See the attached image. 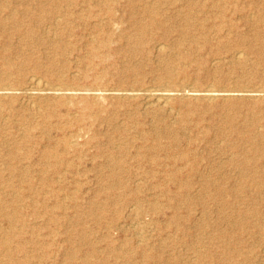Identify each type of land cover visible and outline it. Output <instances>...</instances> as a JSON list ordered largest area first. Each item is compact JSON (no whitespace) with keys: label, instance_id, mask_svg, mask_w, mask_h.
Returning <instances> with one entry per match:
<instances>
[{"label":"rangeland","instance_id":"rangeland-1","mask_svg":"<svg viewBox=\"0 0 264 264\" xmlns=\"http://www.w3.org/2000/svg\"><path fill=\"white\" fill-rule=\"evenodd\" d=\"M40 1L0 0L13 2V5L21 7V10L28 9L31 14L35 12L33 16L36 19L33 20L32 27L37 32V39L33 36L25 37L21 32L5 36L13 29L12 23L6 25L8 32L3 34L4 36L0 32V89L3 87L4 90L13 92L10 97L0 98V204L4 203L3 200L9 201V206L3 208V211L10 215L15 213L17 206H23L22 212L30 224L32 222V225L40 226L43 218L41 216L34 219L32 207L29 205L32 196L29 195L34 188L41 190L47 187L48 181L43 182L40 177L42 174L51 178V187L56 192V195L49 197L48 203L60 201L70 205L66 208L70 216L76 213L72 205L79 203L81 231L93 232V241L102 239L109 233L110 236L105 239L113 240L120 250L123 248V251L128 252H124L123 256L117 259L120 263L216 264V261H210L206 254L208 251L222 249L223 243L228 240L225 235L230 225L228 219L232 222L238 219L237 214L232 213L231 208L226 205L227 200H235L236 209L240 210L252 207L254 202L258 203L260 209H264V194H254L250 168L254 160L260 161L258 150L252 145L255 146L257 139L264 142V0H220L238 2L240 8L237 10L234 4L226 3L221 13L218 7H203L206 12L211 11L205 21L200 20L203 8L198 9L195 4L212 0H191L194 3L189 7L182 5L186 0H77L81 1V23H73L74 31L69 34L62 33L65 25L63 13L67 9V1ZM97 2L107 3L101 6ZM45 5H52L56 11L53 13V10H44V13L39 8ZM109 8L111 12L108 11ZM110 15L113 16L110 28L114 36L112 45L125 49L127 44L118 40L117 36L136 33V20L145 23L155 17L165 19V27L170 25L167 39H161L168 48L165 52L157 50L156 43L160 38L154 33L151 37L148 35L144 46H138L139 48H135L125 58L117 61L115 66L120 72L113 67H107L109 59L103 61L102 69L85 67L92 45L90 42H93L94 38L89 22L103 20ZM186 22L190 23L189 28L193 33L204 27L209 40L204 43L203 39L199 38L197 49L191 56L196 62L190 64H185L188 58L181 56L177 45L170 46L171 42L176 43L180 38V31ZM28 24H24V28H27ZM67 42V50L57 52V45ZM218 42H221V46ZM248 42L253 46H247ZM103 52L106 50H102ZM105 56L106 54L104 59ZM53 58L58 61V65L49 68V62ZM113 58L114 56L111 57ZM60 59L67 60L71 67H64ZM36 62H41L42 65L35 70L33 66ZM80 63L81 70L77 71ZM125 63L141 64L143 71L140 81L132 79V75L137 76V73L121 72ZM167 67L170 68L169 73L166 72ZM47 68L51 69L54 77L61 74L75 77L72 83L64 81L65 87L81 88V92L79 90L74 97V105L69 106L72 116L70 118L73 121L78 116L75 110H82L87 101L93 100L95 91L91 88L106 89L107 92L103 91L108 93L110 89L131 87L138 88L139 92L142 89L140 93H143L150 87H162L161 89L169 88L177 93L173 99L164 102V105L154 100L146 104L142 96L136 100L120 99L117 102L118 100H112L108 97L109 94H105L106 100L102 102L113 101L119 110L116 121L111 122L99 117L92 130L81 132L78 138L81 145L69 152L68 159L72 160L73 165L66 167V164H59L53 158H48L49 161L45 160L50 164L48 168L39 158L41 146L38 148L32 145L31 138H39L45 143V135L39 123L43 119L41 113L52 106L51 99L47 100L48 93L40 92L30 101L23 92L24 89L33 87L32 79L39 78L49 85L55 84L56 82L49 79ZM96 77L99 79H95ZM212 87L217 90L231 89L239 93L238 96L240 93L241 95L224 100L203 97L186 99L180 95L181 89L191 91L195 88L196 92L203 93V90L213 89ZM250 91L254 92V95ZM125 107H136L138 114L130 118L123 115L121 112ZM58 109L63 112L65 107L59 106ZM137 119L147 123L144 124L147 130L153 124H174L179 128L178 142L170 149L148 152L149 156H156L155 162L149 161L145 155L146 148L140 145L143 142L141 134L134 128ZM91 120L89 117L85 121ZM118 123L127 128L123 131L114 129V125ZM27 129L31 132V137L26 136ZM243 133L244 137L250 136L249 142L241 140ZM59 134L60 131L52 132L55 138ZM108 137H114V144L108 143ZM160 143L166 145L169 140L162 138ZM50 148L53 152H61L54 143H51ZM167 150L172 154L191 150L197 157L195 171L190 172V165L178 158L174 163L172 158L166 157ZM24 152H29L30 157L22 158L21 154ZM110 156H114L115 165L109 163ZM243 160L250 162L249 165L242 164ZM16 164L25 166L24 175H19L13 170ZM46 167L48 171L43 172L42 168ZM112 168L122 173L120 179L127 187L116 183L112 187L115 191L107 187L108 181L112 179L109 176ZM148 172L152 175H147ZM60 173H63L64 177H61ZM154 187L163 188L166 192L156 196L154 193L159 191H155ZM229 187L241 191L224 196L218 194L219 189ZM187 191L190 195L188 199V193H185ZM14 193L25 197L15 196ZM113 193H120L121 196L112 200L109 195ZM155 198H158L156 209L153 206ZM168 199L171 203H176L174 205L177 215L173 223L167 224L171 215V203L169 204ZM98 201L109 204L103 218L97 215ZM92 202H95L94 209L90 207ZM94 212L95 214H92ZM247 221L248 227L244 231L246 248L251 250L253 260L264 264V230L254 227L258 221L250 212L247 213ZM52 226L54 227L53 224H43L35 234H31L29 227L25 228L27 233L24 236L29 238L27 249L20 250L17 254L30 255V248L35 246L39 249L38 252H41V244L46 247L44 250L48 256L41 264H83V256L90 241L86 239L83 244L77 241L69 242L66 234L60 232L63 231L62 225L58 228ZM50 231L52 233L48 234ZM235 231V234L241 232L240 229ZM11 232H14V229L0 212V236ZM16 240L17 237L13 239V245ZM99 245L104 248L103 241ZM140 248L148 250V253L157 249L163 258L144 257ZM67 250L74 251L75 255L69 256ZM93 261L96 263L99 260L93 258ZM0 263L21 264L11 261L3 247H0ZM27 264H30L29 261ZM226 264H241V257L236 255Z\"/></svg>","mask_w":264,"mask_h":264},{"label":"bare ground","instance_id":"bare-ground-1","mask_svg":"<svg viewBox=\"0 0 264 264\" xmlns=\"http://www.w3.org/2000/svg\"><path fill=\"white\" fill-rule=\"evenodd\" d=\"M40 1V0H38ZM67 1L65 4H67V9L65 13H63V18H64V30L63 34L66 33H71L74 31V24L75 22L79 21L81 23V1L77 0H65ZM187 2H183V6L189 7L192 5L194 2L191 0H186ZM42 2V1H40ZM117 2V1H116ZM37 3V2H36ZM52 3V2H49ZM48 3V4H49ZM91 3V2H87ZM107 2H97L98 5H105ZM234 4L235 8L238 10L240 8V4L238 2H220V0H212V2H197L195 5L199 8L203 7H211V8H219L220 12L223 13L224 11V4ZM254 3V2H253ZM55 4V3H54ZM58 5V3H56ZM53 5V4H52ZM44 6L39 8L40 10L44 11L47 10L46 12L53 10V13L56 11L53 9V6ZM56 5V6H57ZM19 7V6H18ZM17 6L13 5V2H0V32L1 34H6L8 32V28L6 25L8 23H12L13 28L11 32L7 33L5 36L10 35V33H15V32H21L22 34H25V37H37V32L35 31V28H33L32 23L34 19V10L33 14L28 12V9L21 10ZM31 8V7H30ZM58 8V7H56ZM36 9V8H34ZM59 9H61L59 7ZM197 9V11H198ZM60 11V10H59ZM109 12H111V9H108ZM194 11V10H192ZM202 11H204L202 14L203 16L200 18V20L205 21L207 19L206 16H210V12H206L205 9L203 8ZM63 12V11H62ZM218 12V13H220ZM45 13V11H44ZM50 14H52L50 12ZM47 15V14H46ZM45 15V16H46ZM49 17V16H48ZM113 19V16L110 15L109 17L103 19V20H95L93 22H89V25L92 26L93 30L92 33L94 35V38L92 39L93 42H90L91 48L87 60V66L93 69L96 68H101L104 64V60L109 59L110 62L106 63L107 67L110 68H116L115 64L117 61H119L122 58H125L127 54L132 52L135 48H139L141 46H144V44L148 41L147 39L154 33L158 35L157 39V50L159 52H165L166 49L168 48L167 44L165 42H162L161 39H167V34L170 31L169 26L165 27V19H157L155 17L151 18L150 22H139L138 20L135 21V24L137 26V32L136 33H126V34H120L117 36V39L120 41H123L127 44V47L121 48L119 46H114L112 45V40L114 38L112 34L111 28V20ZM7 20H10L7 22ZM41 20V19H39ZM44 20V19H43ZM28 21V22H26ZM24 24H28L27 28H24ZM190 23L186 22L185 26L181 29L180 33L181 36L180 38L175 42H171L170 46L173 47V45H177L178 48H180V54L181 56L188 58L185 62V64L188 62L189 64L191 62H196V59H191L192 53L194 52L195 49H197V43H199V38L203 39L204 43H208V36L205 31V28H201L199 32L193 33L190 31ZM150 31V32H149ZM4 36V35H3ZM40 37V36H39ZM60 37V35H59ZM37 39V38H36ZM40 40V39H39ZM52 41V40H50ZM95 41V42H94ZM56 44V43H55ZM69 43H60L57 45V52L58 51H63L67 50L69 47ZM218 44L221 46V42H218ZM224 44V43H223ZM139 46V47H138ZM247 46L252 47L253 44L251 42L247 43ZM56 49V47H55ZM106 50V52L102 53V50ZM143 50V48H140ZM182 50V51H181ZM144 51V50H143ZM257 51V50H256ZM238 52V51H237ZM104 54H106L105 59H104ZM111 59V57H113ZM247 57V56H246ZM237 59V58H236ZM240 59V58H238ZM60 62L63 64L64 67L67 66V69L71 67V65L68 64L67 60H62L60 59ZM49 68L56 67L58 65V61L55 60L54 58L50 60L49 62ZM60 63L61 67L62 64ZM41 62H36L33 66V68L36 70L41 67ZM54 67V68H55ZM47 68V73L50 75V80H52L55 84L49 85L47 83H44L43 80H40L39 78L32 79L33 80V87L24 89V96L28 100H32L35 98L37 93L40 92H46L48 93L47 100L48 98L51 99V107L49 110H45L43 113H41L43 116L42 121L39 123V127L42 130V133L45 135V143L38 138H31L32 145L41 146V153L39 154L40 160L45 162V164L48 166L50 164H47L48 158H53L55 162L61 164L64 163L67 166H72V160L68 159V154L70 151H72L74 148H77L81 143H79L78 138L81 136L82 131H90L93 129V126L95 125V122L99 117H104L105 119L109 121H113L118 118V111L117 106L113 103V101L104 103L102 100H106V95L109 94L108 97H110L112 100L116 99L118 100L117 102L120 101V99H125V100H136L139 99V97L142 96V98L146 101V104H149L150 101H156L157 103H163L168 102L169 100L173 99L176 95L173 89H145L143 93H140L143 91L142 89L140 92L137 89H133L131 87L129 88H124L121 90L118 89H110L108 93H105L104 91H108L106 89H101V88H91L95 92H93V100L87 101V104L84 105L81 109H76L75 111L78 112V116L76 117V120H72L70 117L71 110L69 108L70 105H74V97L75 95L79 92H81V88H75V87H65L63 82H74L75 77L69 76V75H55L51 74V69ZM78 70H81V63L78 64ZM141 64L137 63H125L124 67H122L121 72L122 73H127V74H134L137 73V76L132 75V79L134 81H140L142 74V69H141ZM166 72H170V68H166ZM36 76V75H35ZM74 76V75H73ZM34 78V77H33ZM95 79H99V77H96ZM162 79V78H160ZM132 80V81H133ZM48 82V81H47ZM59 82V83H58ZM148 87V86H147ZM146 87V88H147ZM213 88V87H212ZM3 89V90H2ZM0 89V98H7L11 96V92L9 90H4L2 87ZM83 89V88H82ZM12 90V89H11ZM104 90V91H103ZM197 90L192 89L191 91L188 89H181V96L187 98H192V99H210L213 100L216 98H223L224 99H229V98H235L238 96L239 93H236L234 90H226V89H205L203 90V93L196 92ZM264 91V90H262ZM248 92V91H247ZM251 94L254 95V92L250 91ZM13 93V92H12ZM80 94V93H79ZM250 94V93H249ZM260 95V93L258 92ZM262 94V93H261ZM241 95V93H240ZM239 95V96H240ZM258 95V96H259ZM238 96V97H239ZM251 96V95H250ZM257 96V97H258ZM264 96V95H262ZM179 97V96H178ZM181 97V99H182ZM254 98V97H251ZM250 98V99H251ZM142 100V101H144ZM209 100V101H210ZM33 101V100H32ZM153 101V102H154ZM152 102V103H153ZM166 104V103H165ZM154 106V104H152ZM156 105V104H155ZM168 105V103H167ZM59 106H64L65 110L58 111ZM170 108V107H169ZM169 111V110H168ZM156 112V111H155ZM172 112V111H171ZM123 115L130 117H135L136 113L138 114V111L136 110V107L131 108H124L123 112H121ZM157 113V112H156ZM178 114V113H177ZM89 117L92 118L91 122H87ZM75 119V118H74ZM136 123L134 127L140 134H141V139L143 142L140 144L141 146L146 148V153L145 155L148 157L147 159L151 162H155L156 156L155 154L152 156H149L147 153L154 150L157 151L159 149H170L172 146H174V143L178 142V137L177 133L179 128L175 126L174 124L171 123H166V124H153L146 129L144 127V124H147L146 122H140L138 119L134 122ZM115 124V123H114ZM126 124V123H125ZM75 125V127H73ZM22 127V126H21ZM26 127V126H25ZM127 127L123 126L122 124L118 123L117 125H114V129H120V131L125 130ZM260 129V127H258ZM262 128V127H261ZM24 129V127H22ZM33 129V128H31ZM263 129V128H262ZM30 130V129H29ZM60 131V134L57 136V138L53 137L52 132L53 131ZM21 131V130H20ZM190 131V130H189ZM23 134V133H22ZM26 135V134H25ZM21 136V135H20ZM27 137H31V132L28 131L27 129ZM257 137V136H256ZM162 138H166L169 140V143L166 145H163L160 143V140ZM241 140H244L245 142L250 139V136L244 137V133L241 135ZM17 139V138H16ZM109 144H114V137L112 138H107ZM249 142V141H248ZM51 143L56 144L57 149H60L61 152H53L52 149L50 148ZM254 149L258 150L259 153V160H254L253 165L250 167L252 170V180H253V185H254V194L255 195H260L264 194V142L259 141L257 139V142L255 143V146L252 145ZM137 147V146H136ZM1 150V149H0ZM166 152V157L172 158L173 162L175 163L177 161V158L185 163H188L190 165V172L195 171V165L197 162V157L196 154L191 152V150H188L187 152L180 151L178 154H172L170 150H167ZM5 153V152H4ZM141 154V152L139 153ZM233 155V153H232ZM231 155V157H233ZM10 156H13V154H10ZM74 156H78L74 154ZM22 158H29V152H24L21 154ZM230 157V156H229ZM47 160V161H45ZM21 160H18L20 162ZM109 163L111 165H115V159L114 156H110L108 159ZM235 161V160H233ZM238 162V161H235ZM22 163V162H21ZM250 162L243 160L242 164L249 165ZM11 165V164H10ZM30 166V165H29ZM49 168V166H48ZM28 169V168H27ZM13 170L16 171L19 175H24L25 173V166H20V164H16V166L13 167ZM43 172L48 171L47 167L42 168ZM61 177H64L63 173H60ZM147 175H152L150 172H148ZM112 177L111 181H108V188L110 190H113L112 187L114 186V183L118 184L119 186L122 187H127V184L120 179L122 176L121 172H118L112 168L110 170V175ZM41 179H43V182L47 183V187L42 188L41 190H36L35 188L31 190L30 196H32L29 200V205L32 207L31 213L34 217V219L38 218H43V222L40 226L32 225L33 223L27 220L25 214H23L22 209L23 206L19 207L17 206L16 209H14L15 213H11L10 215L7 214L8 212L3 211V208L9 206L8 200H3V204H0V212L3 213L4 218L6 219L7 223L10 225L11 228L14 229V232H11L9 234H3L0 236V247L5 248L6 251V256L11 260V261H17L21 262V264H27L29 261L30 264H41L42 262L46 261L48 256L46 251L44 250L43 245L39 244V248L41 252H38L39 249L32 247L30 248L31 254L29 255L28 253L21 256L18 255L17 252L20 250H25L27 249V242H29V238H25L24 234L27 233L25 232V228L29 227L31 229V234H35L39 232V230L43 227L44 225H54L53 228H58L59 225H62L63 231H60L61 233L63 232L66 234V238L69 240V242H74L77 241L80 244L85 243L88 239L89 245L87 247L86 253H84L83 256V264H123L120 263L117 259L120 256H123L124 252L123 248L120 250L115 242L113 240H107L105 237L110 236L109 233L104 235V238L99 239V240H92L91 239V233H87L84 231H81V225H82V220H81V215H80V208L81 205L79 203L73 204L72 206L75 208V215L70 216L67 214L66 208L70 207V205H67L63 202L60 201H55L54 203L50 204L48 203L49 197L56 195V192H54V188L51 187V178L45 177L41 174ZM46 179V180H45ZM30 188V186H29ZM37 188V187H36ZM156 188V189H155ZM80 188H78L79 190ZM155 192L154 195L160 196L162 194L163 188H157L154 187ZM115 191V190H113ZM241 190H236L233 188H226V189H219L218 194L221 196L224 195H229V194H236ZM166 192V191H165ZM185 193H188L185 192ZM15 196L24 198L25 196H22V194L19 193H14ZM118 196H121L120 193H113L109 195V198L112 200H115L118 198ZM190 197L189 193L187 195V199ZM198 197V196H197ZM228 197V196H227ZM172 200V198H170ZM264 200V199H263ZM157 202L158 198H155V201L153 202V206L155 207L154 209L157 208ZM169 204L172 202L168 199ZM192 203H195L194 201H191ZM95 202H92L90 204V207L94 209L93 204ZM264 203V202H263ZM176 203H171V215L167 220L168 223H173L175 221V215L176 213ZM226 205L230 207L232 213L235 212L238 216V219L235 221H231L230 218L228 219L229 222V228L227 229V233L225 235L227 236L228 240L225 241L222 245V249L220 250H215V251H208L206 256L209 258L210 261H216V264H226L227 262H231L234 256L239 255L241 257V264H259L257 263L256 260H253L252 256L250 255L251 250L246 248V242L244 241V231L248 227V221H247V213L250 212L251 215L256 216V219L258 222H256L254 227H258L260 230H264V209H260L257 205L258 203L254 202V205L252 207H247L245 210H240L236 209L235 206V200L232 199L230 201L229 199L226 202ZM134 206V204H133ZM96 207L99 209V213L97 212L98 217L103 218L104 217V212H106V209L109 207V204H107L104 201L101 202H96ZM139 207V206H138ZM133 208V207H132ZM135 208V206H134ZM17 210V212H16ZM59 210V211H58ZM19 211V212H18ZM137 213V212H136ZM92 214H95L92 213ZM135 216V215H134ZM231 221V222H230ZM240 229L241 232L238 234L236 233V229ZM9 232V231H8ZM52 231H50L48 234H51ZM36 236V235H35ZM17 237V242L15 245H13V239ZM142 240V239H141ZM140 240V243H141ZM104 242V248H101L99 244L101 242ZM37 242V241H36ZM40 242V241H39ZM233 242L234 246H233ZM38 243V242H37ZM101 248V249H100ZM49 249V248H48ZM47 249V250H48ZM133 250V248H130ZM129 249V250H130ZM140 253L144 257H154L158 256L160 259L163 258L162 254L160 255V251L157 249H153L152 252L148 253L146 249L140 248ZM68 251V250H67ZM264 251V247H263ZM128 253V252H126ZM69 256H74L75 252L69 250L68 251ZM204 255V254H203ZM93 258H97L99 261L96 263L93 261ZM110 258L115 259L110 260ZM175 258V257H174ZM131 262V260H126ZM4 264V263H0ZM44 264V263H43ZM177 264V263H176ZM208 264V263H206Z\"/></svg>","mask_w":264,"mask_h":264}]
</instances>
